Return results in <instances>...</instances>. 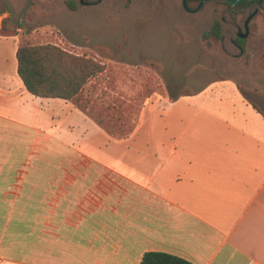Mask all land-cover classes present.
Listing matches in <instances>:
<instances>
[{"label": "crops", "instance_id": "crops-1", "mask_svg": "<svg viewBox=\"0 0 264 264\" xmlns=\"http://www.w3.org/2000/svg\"><path fill=\"white\" fill-rule=\"evenodd\" d=\"M18 41L0 35V120L46 127L71 151L37 184L34 263L0 264H140L148 252L264 264V114L254 104L234 89L167 97L113 139L71 102L28 92Z\"/></svg>", "mask_w": 264, "mask_h": 264}, {"label": "rangeland", "instance_id": "rangeland-1", "mask_svg": "<svg viewBox=\"0 0 264 264\" xmlns=\"http://www.w3.org/2000/svg\"><path fill=\"white\" fill-rule=\"evenodd\" d=\"M9 1L16 21L29 1ZM79 1L33 0L20 29L8 24L0 32L18 36L19 46H58L105 66V72L86 86L83 105L107 126L117 123L128 134L141 113L161 105L164 98L177 102L181 96L231 89L264 114V13L250 25L245 54L231 43L238 26L245 32L255 6L210 0L191 14L183 0H103L90 7ZM197 6L190 4L191 9ZM0 15L11 17L1 3ZM217 21L224 42L204 38ZM70 151L56 144L46 127L11 129L0 120V260L34 263L37 184L42 185V175L50 169L61 167L54 160L57 154Z\"/></svg>", "mask_w": 264, "mask_h": 264}, {"label": "trees", "instance_id": "trees-1", "mask_svg": "<svg viewBox=\"0 0 264 264\" xmlns=\"http://www.w3.org/2000/svg\"><path fill=\"white\" fill-rule=\"evenodd\" d=\"M0 3L2 7L7 8L6 4L1 0ZM252 5H254L253 2L243 1L236 7H252ZM71 7L74 8L75 3ZM8 24L9 22L4 20L5 28ZM20 26L17 29H20ZM0 35L16 36L6 32H0ZM204 38L222 41L223 31L221 23L215 22L211 30L204 33ZM238 43L245 49V40H238ZM17 60L19 77L28 92L33 96L42 99H62L71 102L112 138L125 139L134 132L136 127L128 134H125L119 130L117 123H114L113 126H107L104 121L91 116L89 109L83 105L86 86L92 79L99 77L105 72V66L101 63L88 57L73 55L58 46L31 44H21L19 46ZM255 108L259 110L256 106ZM140 264L193 263L168 253L148 252L143 256Z\"/></svg>", "mask_w": 264, "mask_h": 264}, {"label": "flooded vegetation", "instance_id": "flooded-vegetation-1", "mask_svg": "<svg viewBox=\"0 0 264 264\" xmlns=\"http://www.w3.org/2000/svg\"><path fill=\"white\" fill-rule=\"evenodd\" d=\"M2 2H4L3 0H1ZM9 1V0H8ZM29 1V0H28ZM201 1L202 0H188V5H189V7H190V4H197L198 3V5L201 3ZM227 4H232V3H230L228 0H224ZM232 1H234V0H232ZM245 1H250V2H253L254 3V5H252V6H255L256 7V9H259L260 10V12H262V13H264V8H263V6H264V0H245ZM10 2V1H9ZM5 3V2H4ZM11 3V2H10ZM32 3H33V0H32ZM242 3V2H241ZM240 3V4H241ZM6 4V7H7V9L10 11V13H11V17H10V19H8L7 21L9 22V24H15L17 27L18 26H20L21 25V20H22V17H23V14L25 13V11H27V10H22L21 12H20V14L18 15V17H17V20L16 21H14V17H15V9H14V6H13V4L11 3V5L13 6V10H14V14H12V10H11V8H10V6L7 4V3H5ZM79 4L82 6V7H90V6H96V5H98L99 4V1L98 0H92V1H86V0H80L79 1ZM233 5V4H232ZM31 6H32V4H31ZM234 6V5H233ZM198 7V6H197ZM235 7V6H234ZM255 9V10H256ZM202 10V9H201ZM254 10V11H255ZM186 11V10H185ZM187 12V11H186ZM253 12H251L250 14H249V16L252 14ZM22 14V15H21ZM20 15H21V17H20ZM248 16V17H249ZM6 20V19H5ZM231 20H232V23H234V19H232L231 18ZM223 22H225V20L223 19ZM238 27H241V26H238ZM238 27H237V29H238ZM242 28V27H241ZM245 30V29H244ZM246 32V31H245ZM245 32H240V30L238 29V31H237V33L235 34V37L231 40V43H232V45H234L235 46V48H237L239 51H240V53H241V55H243V54H245V49L238 43V40H246V39H242V38H240V37H238V34H240V33H245ZM250 35V34H249ZM225 41V36L223 35V38H222V42H224Z\"/></svg>", "mask_w": 264, "mask_h": 264}, {"label": "water", "instance_id": "water-1", "mask_svg": "<svg viewBox=\"0 0 264 264\" xmlns=\"http://www.w3.org/2000/svg\"><path fill=\"white\" fill-rule=\"evenodd\" d=\"M5 3H7L11 10H12V14H14V10H13V6L11 5V3L8 1V0H3ZM99 3L102 2L103 0H98ZM210 0H202L201 3L198 5L197 8L195 9H191L188 5V0H183V7L184 9L188 12V13H191V14H196L198 12L201 11V9L205 6V4L207 2H209ZM230 3H232L234 6H237L239 5L241 2L245 1V0H228ZM262 1V0H261ZM31 4H32V0H29V4L28 6L25 8V10L29 9L31 7ZM260 13V10L259 9H256L245 21V24H244V29H245V33H240L238 34V37L242 38V39H247L249 37V34H250V25L252 23V21L258 16V14ZM22 15V14H21ZM20 15V17H21ZM238 29L240 30V32H243V28L241 27H238Z\"/></svg>", "mask_w": 264, "mask_h": 264}]
</instances>
